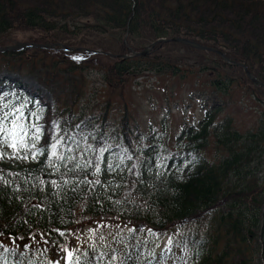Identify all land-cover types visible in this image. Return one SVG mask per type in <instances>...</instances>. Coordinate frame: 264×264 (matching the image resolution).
<instances>
[{
	"label": "trees",
	"instance_id": "trees-1",
	"mask_svg": "<svg viewBox=\"0 0 264 264\" xmlns=\"http://www.w3.org/2000/svg\"><path fill=\"white\" fill-rule=\"evenodd\" d=\"M15 30L40 33L37 44L64 43L83 33L116 36L120 52L102 50L112 55V63L103 66L62 56L59 52L68 51L61 48H38L31 56V49L0 53V68L22 76L28 64L54 100L10 77L0 80V98L9 96V105L26 106L30 100L26 113L43 124L36 147L58 138V151L66 157L52 158L55 172L46 153L37 160H0V235L15 241L41 236L48 245L41 243L31 255L32 248H24L12 264H54L53 251L66 257L72 251L78 264H106L104 250L117 258L115 264H145L147 235L170 232L169 264H264V111L247 130L223 114L222 104L241 85L239 71L247 78L242 67L208 52L217 59L202 60L207 64L202 62L200 72L211 73L212 100L203 117L175 135L163 121V135L154 139L136 134L127 104L120 110L110 98L92 104L89 94L97 90H87L92 71L109 90L147 72L191 75L190 65L161 51L192 49L181 43L161 42L146 56L124 57L130 49L140 52L174 37L223 51L264 84V0H0V40ZM98 49L73 53L90 59L101 55ZM113 113L120 114L119 120L108 126ZM87 118L84 134L78 125ZM52 120L54 130L48 133ZM133 199L141 202L140 209L130 205ZM116 214L120 226L114 229L109 221ZM81 220L92 227L87 245H76L85 226ZM128 222L143 228L125 235L121 225Z\"/></svg>",
	"mask_w": 264,
	"mask_h": 264
},
{
	"label": "rangeland",
	"instance_id": "rangeland-1",
	"mask_svg": "<svg viewBox=\"0 0 264 264\" xmlns=\"http://www.w3.org/2000/svg\"><path fill=\"white\" fill-rule=\"evenodd\" d=\"M83 36L71 37L68 41L64 43H56L61 46L66 47L67 45H74L76 47H66L72 48L73 50H66L68 53L59 52L62 56H67L68 58H75L80 60V58L93 61L96 65H109L112 63V55L108 53H101L102 50L110 51L111 54H116L120 52L119 39L116 36L110 35H92L91 33H83ZM41 34L33 31L26 30H15L9 32L5 38L0 40V47H7L14 45L16 43H36L41 39ZM151 44V43H149ZM78 45L84 47H77ZM102 48L96 51L97 55L94 57L82 56L77 53H73L77 48ZM58 48V47H57ZM130 49L128 55H132ZM162 52L172 53L173 56L181 58L186 66L190 65L193 73L191 75L182 78L179 76L172 77L170 75L157 76L152 73H146L137 78H128L125 85L118 90H109L104 88L102 84V78L100 74L96 71H92L87 81V86L90 91L94 89L96 92H91L89 96L93 98L94 101H89L92 104L101 101H106L108 98L111 99L112 105L117 107V109H125L124 104H127V110L129 111V116L131 118V123L136 134L142 136L143 140L154 139L157 134L163 135L161 132V122H168L171 132L175 135L178 134L184 127L191 124H195L204 115V106L211 100V91L208 86V79L211 75L210 71L200 72L201 68L207 64L204 61L209 59H217L214 55L195 49H181L180 47L170 46L169 48H163ZM200 51V52H199ZM82 52H85L84 50ZM141 52V51H140ZM223 52V51H222ZM38 53L37 49H31L29 51L30 56ZM41 53V52H39ZM213 53V52H212ZM149 54V53H148ZM147 54V55H148ZM215 54V53H214ZM109 55V56H108ZM146 56V55H145ZM219 56V55H218ZM220 57V56H219ZM221 58V57H220ZM204 60V61H202ZM202 62L204 65L202 66ZM238 62V61H237ZM242 63V62H240ZM231 65V64H230ZM23 72L20 75H11L4 66L0 68V80L6 77L19 79L22 83L32 87L36 90H41L42 93L47 97L50 103L53 102L54 98L52 93L48 92L43 86L39 85L37 80V75L29 73L30 66L27 64L23 67ZM239 71L241 75V85L238 86L231 95V100L224 102L222 105L225 107L223 109V114H228L233 117L238 129L247 130L253 127L260 116L259 111L262 109L264 111V90L255 86L248 78L244 76V73ZM15 87V85H14ZM14 95V93H13ZM9 96H3L0 98V120L4 119L5 114H8V120L6 123L10 124L13 116H19L20 113L24 114V121L30 124H38L43 128V124L39 122L40 118L37 119L34 115H29L26 113L30 105V100L26 106L20 104L9 105L7 99ZM16 98L15 96H12ZM226 98V97H225ZM223 98V99H225ZM220 100V98H219ZM13 109L16 111L13 112ZM118 113L109 114L106 124L108 126L112 125V121L119 120ZM90 120H83L79 123L78 129L85 134L84 129L86 128V122ZM53 121H50L46 126L48 133L54 130ZM34 131V129H33ZM113 132V129H110ZM9 156L11 157V149H7ZM128 191V190H127ZM130 205H136V207L141 208V202L137 199H133ZM134 207V206H133ZM128 210V209H127ZM130 210V209H129ZM134 210V209H133ZM131 210V211H133ZM111 224L114 225V229L120 226L116 218L119 217L118 214L111 215ZM108 218V217H107ZM86 220V219H85ZM81 220L84 223L81 233V239L78 243L87 245L90 242L92 227L87 225V221ZM101 222V221H100ZM107 223V222H103ZM125 229V235L131 234L134 230L143 228L138 223H130L127 225H121ZM138 228V229H137ZM114 229L111 231L113 233ZM105 228L99 231L100 235L103 234ZM124 235V236H125ZM173 233L165 234L164 236H159L158 238H152L151 234H148L145 238L146 246L144 252V259L142 262L145 264H152L153 262L160 261L162 264H169L173 261L172 249L170 245L172 242ZM26 237L23 240L18 238L16 241L14 239L6 238L0 235V264H12V258L18 255L23 257L24 248H32L27 255H31L35 248H41V243L45 244V248L48 247L45 240L41 236H35L34 238ZM102 238H98L97 245H101ZM139 238L134 241L135 245L139 243ZM75 245V246H76ZM40 256H42L41 251H39ZM178 253V250H177ZM54 264H65L66 255L53 251L52 254ZM136 259V257H133ZM9 259V260H8ZM101 259L106 264H115L116 257L112 256L108 251L101 252ZM139 261V260H138ZM123 264V261L119 262Z\"/></svg>",
	"mask_w": 264,
	"mask_h": 264
},
{
	"label": "snow or ice",
	"instance_id": "snow-or-ice-1",
	"mask_svg": "<svg viewBox=\"0 0 264 264\" xmlns=\"http://www.w3.org/2000/svg\"><path fill=\"white\" fill-rule=\"evenodd\" d=\"M15 111L13 109V112ZM37 119H39L38 116ZM7 120L8 114H5L4 119L0 120V160H4L9 156L7 149H11V157L21 160H37L41 153H46L50 158L48 161L49 166L52 167L54 172L58 171L56 166L52 164V158L57 160L66 159L64 154L58 151L61 139L53 137L51 144L46 143L45 147L38 148L36 144L40 141L42 132L40 125L26 123L23 113H20L19 116H13L10 124L6 123ZM96 167L99 171V165ZM40 183L43 184L44 181H40ZM53 183L55 182L53 181ZM66 259L70 260V264H78L79 261L78 256L73 258L72 251L67 252Z\"/></svg>",
	"mask_w": 264,
	"mask_h": 264
},
{
	"label": "water",
	"instance_id": "water-1",
	"mask_svg": "<svg viewBox=\"0 0 264 264\" xmlns=\"http://www.w3.org/2000/svg\"><path fill=\"white\" fill-rule=\"evenodd\" d=\"M170 43V42H175V43H181L184 44L185 46H188L190 48H194L196 50H200V51H205V52H213L217 55H219L226 63L234 65V66H240L243 68L247 78L249 80H251V82L257 86L258 88H262L264 90V84L262 82H260L257 78H255V76L248 70L246 64L244 63H240L237 62L231 58H229L224 52L217 50V49H213L211 47L202 45L200 43L194 42L192 40H188L185 38H179V37H174L171 39H160L156 42H154L150 47H146L143 51L141 52H135V51H131L132 56L133 57H138V56H145L147 55L152 48H154L155 46H157L159 43ZM56 47H62L64 49L67 50H73L72 48H66L64 46H61L59 44H37V43H17L13 46H7V47H0V53L3 52H7V51H15V50H20V49H54ZM76 50L78 51H90L89 49L86 48H77ZM124 57H128L127 55H125Z\"/></svg>",
	"mask_w": 264,
	"mask_h": 264
},
{
	"label": "bare ground",
	"instance_id": "bare-ground-1",
	"mask_svg": "<svg viewBox=\"0 0 264 264\" xmlns=\"http://www.w3.org/2000/svg\"><path fill=\"white\" fill-rule=\"evenodd\" d=\"M57 48V47H56ZM58 48H61V49H64V48H62V47H58ZM67 50V49H66Z\"/></svg>",
	"mask_w": 264,
	"mask_h": 264
}]
</instances>
